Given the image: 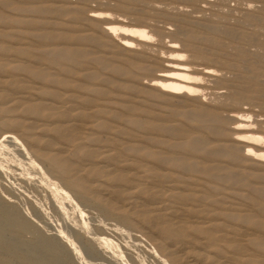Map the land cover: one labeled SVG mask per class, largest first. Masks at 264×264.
Wrapping results in <instances>:
<instances>
[{"label":"rangeland","instance_id":"374dc122","mask_svg":"<svg viewBox=\"0 0 264 264\" xmlns=\"http://www.w3.org/2000/svg\"><path fill=\"white\" fill-rule=\"evenodd\" d=\"M31 7L47 10L33 12ZM91 11L106 13L128 29H144L156 39L162 31L165 43L176 40L191 59L218 76L205 77L196 97L164 99L148 88L149 79L102 69L94 59L106 49L78 38L99 31L86 19ZM190 37L196 54L185 44ZM0 41L2 64L8 57L38 62L25 70L0 66V225L5 233L0 264H188L195 255L217 252L224 256L222 264H235V256L243 255L264 259V249L249 242L264 243V167L228 164L220 155L204 153L223 151L220 144L229 138L204 126L217 116L225 135L234 126L229 115L236 114L246 115L254 134L264 138V0H0ZM53 48L92 54L74 64L45 55ZM125 54L119 51L118 57ZM161 69L158 65L152 73ZM39 70L50 76L36 77L33 71ZM28 88L29 94L22 93ZM36 88L57 92L60 98H46ZM19 97L50 99L63 112L77 108L85 126L80 135L97 140H87L99 153L96 166L73 157L75 166L66 173L35 148L29 146L31 155L12 143L15 137L24 140L23 128L13 127L12 121L30 117L19 108L8 111L9 102ZM27 131L43 141H61L50 131ZM196 140L204 142L201 151L192 148ZM38 148L45 149V143ZM107 165L117 170L107 176ZM91 168L98 175L88 172ZM228 174L236 183L221 179ZM161 203L162 221L145 213ZM214 219L237 230L234 243L208 242L207 222ZM160 241L162 248L157 247ZM13 244L22 252H13ZM172 247L180 256L166 255Z\"/></svg>","mask_w":264,"mask_h":264},{"label":"bare ground","instance_id":"6f19581e","mask_svg":"<svg viewBox=\"0 0 264 264\" xmlns=\"http://www.w3.org/2000/svg\"><path fill=\"white\" fill-rule=\"evenodd\" d=\"M29 9H31L33 12H39V13L46 12V10H47L45 8H40V7H31ZM86 19H87V21L94 23L95 27L98 28L99 31L94 32V33L90 32L86 35L79 36L78 38L80 40H84V41H87V42L94 44L97 49H102V48L106 49L104 52H102L103 54H101L100 57L95 58L94 61L98 65H100L102 67V69H109L121 77H129V78L135 79V80H139L142 78L143 79H149L150 85L148 86V88L156 91L159 94V96H161L164 99H172V98H177L179 96L196 97V96H198V93L200 92V90L203 88L201 81H203L205 77H216V76H218L216 73V70H213L211 67L199 64L195 60L191 59L183 51L180 43H178L176 40H170V41L165 43L163 41L164 36H162V31H161L160 35L158 36L159 39H156L155 36L150 35L144 29H128L124 26H121V25H123L122 21L112 19L109 17L108 14L102 13L99 11H91V13L87 16ZM33 22H36V21H31V23H33ZM56 30H58V29H56ZM96 33H101V34L103 33L105 35V37L109 38L111 43L114 45L106 44L105 42L102 41V38H103L102 35L103 34L100 36V35H97ZM9 35L10 34L8 32L4 33V36H9ZM48 35L51 36V34H48ZM58 35L62 36V34H58ZM52 36L56 37V34L54 35V33H53ZM185 44H187L192 49V52L194 54H196L197 51H196V47L194 45V42L192 41V37H190V39L186 40ZM114 47L119 48L120 49L119 51H123V52L127 53L124 56L125 58L118 57L119 51H118V53L113 51ZM23 50L24 49H21L20 52L24 53ZM98 53H100V51ZM91 54L92 53L87 51V50L80 52V53H77L76 51H74L72 49H63V48H53V49H50L48 51H45V55H52L55 58H60L62 60H66V61H68L70 63H74V64H81L83 62V59L85 57L91 55ZM116 58L119 59V61H118L119 63L114 60ZM7 59L9 62L6 61L5 64H9L15 68H19V69H23V70H25L24 68L26 66H33L34 67L35 65H38V62L37 63L36 62L30 63L28 61H24V60H20V59H16V58L14 59L11 57H8ZM115 63H117L118 65H115ZM5 64H2L1 60H0V66L5 65ZM158 65H162V69L159 71V73L153 74L152 72L155 70V68H157ZM41 73L46 74L48 72L45 73L41 70L33 71V74L36 77H44V75H41ZM48 74H46V75L50 76ZM40 79H42V78H40ZM38 85H40V84L38 83ZM133 89L137 90L135 87ZM31 90H32V88H30V89L28 88V91H25L22 93L27 95L30 93L29 91H31ZM35 91L39 94H42L46 98H49V97L51 99L52 98H56V99L60 98V95L57 92H48V90H45L44 88H36ZM94 94H95V92H94ZM118 94H120V93H118ZM24 98L25 97H19L18 99H15V100H12L9 102L12 104L8 108V111H10V110L13 111L14 109L19 108L22 110V113H24L27 116H30V117L26 118L27 120H25L24 122L18 121V120L12 121L13 127L23 128V131H24L23 132V139L24 140H22L18 137L13 138L14 137L13 136L12 138L16 139V140H13L14 142H12V143H19V145L24 146V148H26L30 153H31V151H30L29 146L35 148V151L48 164H51L55 167H58V168L64 170V172H66V173L68 170L70 171L72 169V166H75V162L72 160L73 157L74 158L79 157L80 161H82L81 164L85 162L88 164H94L96 166V160L95 159L97 157H99V153L95 150V148H92V145H90V144L88 145L87 140H90L91 143L97 142V140L93 139V137L88 138V137H84V136L80 135V132L85 129V126L82 123V121L80 120L82 113L80 111H78L77 108H74V106H70L69 108H67L68 110L63 112L61 107H58L56 104L52 103V101L50 99L25 100ZM146 109H147V107H146ZM224 111H226V110H224ZM95 113H98V111L96 110ZM246 117H247L246 115L245 116H243V115L238 116L236 114H230L229 119L233 121L234 126L231 128L230 134H227V135H225L223 133V130L221 129V127L218 126L220 123H222V117L221 116H219V117L217 116L214 119H212V122L210 124H205L204 126L207 129L210 128L209 130L215 131V133L221 134L225 138L229 137L228 139H223L222 144H220V147H222L224 149L223 151H219L217 153L209 151V150L204 151L206 156H211V155L217 154V155H220V157L222 156L223 158H226V160H227L226 162L228 164H238L240 162L241 163L250 162L251 164H256V165L264 167V148L261 145L264 142V138L254 134V131L251 128L253 125L250 126L251 124L246 119ZM59 118H63V120H58V121L55 120V119H59ZM248 119H249V117H248ZM214 123H216V124H214ZM139 124L140 123L137 122V125H139ZM102 126H105V125L102 124ZM155 126L157 127V125H155ZM253 127H255V126H253ZM29 129H31L32 131L40 130V131H45V132L46 131L53 132L56 134V136L61 141L55 142V141H52L50 139H45L43 141L42 139L37 138L34 133L27 131ZM42 142L45 143V145H46L45 149L38 148V144L42 143ZM199 144H202V146H203L204 142H202L200 140L194 141L192 143L193 150L201 151L203 147L201 145L199 146ZM17 147H18L17 145L14 146L15 149ZM43 150L44 151L46 150V153H44ZM244 151H245V154H242V152H244ZM141 154H143V153H141ZM178 154H180V153H178ZM25 155H26V153H25ZM31 155H32V153H31ZM107 157H108L107 159H109V161L112 160V158L110 156H107ZM173 162H174V160H173ZM106 164H109V163H106ZM110 164H116V163H110ZM191 164H194V163H191ZM79 166H81V165H79ZM114 167H116V168H111V166H109V165L103 167L105 171H108V172H104V173H107V176H108V174L113 173L111 171H113L115 169L117 170V166L114 165ZM243 168H245V167H243ZM82 170L86 171L87 169H85V170L82 169ZM124 170H126V169H124ZM79 171H81V170H79ZM163 171H165V170H163ZM88 172L94 173L95 176L98 175V171H96V170L93 171L92 168L89 169ZM255 175H256V177H262V175H260V174H255ZM164 177H166V176H164ZM221 179H223L229 183H231V182L236 183V179L233 176H231L230 174L223 176V178H221ZM189 181H190V179H189ZM259 181H260V178H259ZM71 183L73 185L75 184L77 187H81V184L77 183V181H73ZM56 185H58V183ZM152 186L153 185H151V187ZM261 193H263V192H261ZM97 194H98V192H97ZM100 195H102V194H100ZM142 195H143V193H142ZM263 195H264V193H263ZM103 197H105V196H103ZM99 198H100V196H99ZM194 199H195V197H194ZM112 201L114 202V199ZM115 203H117V202H115ZM160 205H162V203L159 204V206L156 205L155 207H153L152 210L150 209L148 211H145V213L151 214V215H153L152 217H154L156 220L162 221V219H165L166 216H162V208ZM214 211L215 210H210L208 213L212 214L211 212L214 213ZM184 217H186V215ZM228 217H230L232 220L244 221L239 216L230 215ZM175 219L177 220V218H175ZM176 222L178 223L179 221H176ZM146 223L147 222H145V224ZM162 228L164 231L168 232V234L172 233L171 227L162 226ZM230 228L231 227H227V225L224 222H219L218 220H215V219L208 221L207 222V229L205 230V232L209 236L207 239L208 242L212 246L216 245V243L219 241L234 243V241L237 240L236 237H238V233H237V230L235 228L233 230H229ZM240 228H242V227H240ZM150 236H151V234H150ZM4 237H5V233H4L3 228L0 225V243H2V244L4 243ZM157 240H158V238H157ZM247 241H249V240H247ZM249 242L251 244H253L257 250L264 249V243L259 242L258 240L257 241L256 240H250ZM162 246L163 245H162L161 241L157 243V247L162 248ZM183 246H184V244H183ZM10 247H11L12 251L15 253L22 252L21 251L22 249L20 247H18L16 244L10 245ZM229 247H231V246H229ZM27 250L32 251L31 249H27ZM194 252H196V251H194ZM167 253L168 254H166V255H168V257L169 256H171V257L176 256L179 254L178 248H173L171 250H168ZM183 255H185V254L183 253ZM179 256H180V254H179ZM256 256L261 257L262 255L257 253ZM234 259L236 262L235 264H264V259H261V258L258 259V258L249 256V255H243V256H239V257L235 256ZM193 260L191 263H188V264H206V263L222 264V260H224V256H222V254L220 252H217L215 254V256H212L211 254L207 253V254L195 255L193 257ZM40 262L43 263L44 261L43 262L40 261ZM52 264H56V263L54 262Z\"/></svg>","mask_w":264,"mask_h":264}]
</instances>
